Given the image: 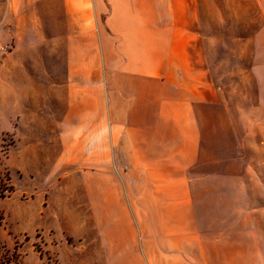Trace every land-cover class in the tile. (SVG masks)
Here are the masks:
<instances>
[{"label":"crops","instance_id":"1","mask_svg":"<svg viewBox=\"0 0 264 264\" xmlns=\"http://www.w3.org/2000/svg\"><path fill=\"white\" fill-rule=\"evenodd\" d=\"M201 2L8 0L14 18L44 19L46 48L61 65L41 76L51 80L47 105L61 114L59 159L95 170L97 198L87 208L100 227L124 235L116 251L104 239L111 264H264L255 228L264 204L229 201L247 183H262L238 131L261 119L231 106L214 80ZM252 2L259 25L241 48L252 50L248 71L264 112V0Z\"/></svg>","mask_w":264,"mask_h":264},{"label":"rangeland","instance_id":"2","mask_svg":"<svg viewBox=\"0 0 264 264\" xmlns=\"http://www.w3.org/2000/svg\"><path fill=\"white\" fill-rule=\"evenodd\" d=\"M201 3L214 80L226 91L231 106H241L249 117L261 119L260 125L244 131L238 125V131L246 133L247 162L262 183H247L246 190L231 193L229 201L264 204V112L256 108L255 86L248 71L252 50L241 48L259 18L252 0ZM8 6V0H0V264H111L104 239L116 251L122 249L124 235L122 227H100L93 210L87 208L97 198L92 184L95 170L59 159L55 138L61 114L47 105L51 80L41 76L52 70L61 72V65L59 59L52 61L54 51L46 48L44 19L39 21L42 31L36 32L32 26L39 19L14 18ZM221 10L231 11L230 17L222 18ZM31 74L39 79L30 81ZM116 169L120 198L126 200L125 169L118 164ZM140 196L132 193L130 197L136 201ZM107 199L103 195L100 202ZM255 228L264 239V219Z\"/></svg>","mask_w":264,"mask_h":264}]
</instances>
